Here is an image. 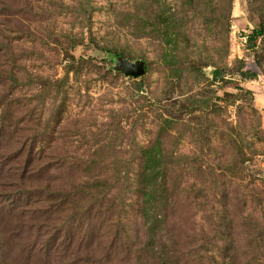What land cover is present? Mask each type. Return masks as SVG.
I'll return each instance as SVG.
<instances>
[{
	"label": "rangeland",
	"instance_id": "obj_1",
	"mask_svg": "<svg viewBox=\"0 0 264 264\" xmlns=\"http://www.w3.org/2000/svg\"><path fill=\"white\" fill-rule=\"evenodd\" d=\"M0 264H264V0H0Z\"/></svg>",
	"mask_w": 264,
	"mask_h": 264
},
{
	"label": "water",
	"instance_id": "obj_2",
	"mask_svg": "<svg viewBox=\"0 0 264 264\" xmlns=\"http://www.w3.org/2000/svg\"><path fill=\"white\" fill-rule=\"evenodd\" d=\"M114 70L120 71L125 76L137 77L143 74L144 61L142 59L129 60L120 55H113V65ZM212 69L206 72L210 74Z\"/></svg>",
	"mask_w": 264,
	"mask_h": 264
},
{
	"label": "trees",
	"instance_id": "obj_3",
	"mask_svg": "<svg viewBox=\"0 0 264 264\" xmlns=\"http://www.w3.org/2000/svg\"><path fill=\"white\" fill-rule=\"evenodd\" d=\"M261 33H262V29L260 28V26H257V27L255 26V27L251 28V30L249 31V34L247 35V37H248L249 40L255 41L257 35L261 34ZM104 52L106 54H108V55L110 54L109 50H104ZM48 192L53 193L54 189H52V190L48 189Z\"/></svg>",
	"mask_w": 264,
	"mask_h": 264
}]
</instances>
